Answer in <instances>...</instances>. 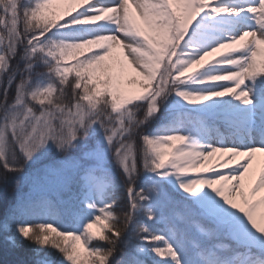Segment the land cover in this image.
Here are the masks:
<instances>
[{"label":"snow or ice","instance_id":"1","mask_svg":"<svg viewBox=\"0 0 264 264\" xmlns=\"http://www.w3.org/2000/svg\"><path fill=\"white\" fill-rule=\"evenodd\" d=\"M0 239L264 264V0H0Z\"/></svg>","mask_w":264,"mask_h":264},{"label":"trees","instance_id":"2","mask_svg":"<svg viewBox=\"0 0 264 264\" xmlns=\"http://www.w3.org/2000/svg\"><path fill=\"white\" fill-rule=\"evenodd\" d=\"M42 70L43 69H38V71ZM9 191H11V189H9ZM26 250L27 249L11 250L6 245H4L2 239H0V264H15V261L23 258V251Z\"/></svg>","mask_w":264,"mask_h":264},{"label":"rangeland","instance_id":"3","mask_svg":"<svg viewBox=\"0 0 264 264\" xmlns=\"http://www.w3.org/2000/svg\"><path fill=\"white\" fill-rule=\"evenodd\" d=\"M57 7H59L60 9H63L65 7H69V6H67V5H61V6H57Z\"/></svg>","mask_w":264,"mask_h":264}]
</instances>
